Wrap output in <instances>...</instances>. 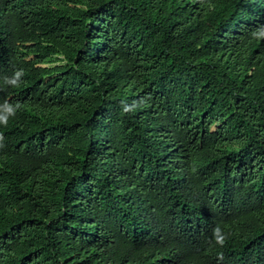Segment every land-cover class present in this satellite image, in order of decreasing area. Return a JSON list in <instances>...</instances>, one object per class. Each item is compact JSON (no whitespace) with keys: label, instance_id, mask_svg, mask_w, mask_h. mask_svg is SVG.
<instances>
[{"label":"trees","instance_id":"1","mask_svg":"<svg viewBox=\"0 0 264 264\" xmlns=\"http://www.w3.org/2000/svg\"><path fill=\"white\" fill-rule=\"evenodd\" d=\"M0 264H264V0H0Z\"/></svg>","mask_w":264,"mask_h":264},{"label":"clouds","instance_id":"2","mask_svg":"<svg viewBox=\"0 0 264 264\" xmlns=\"http://www.w3.org/2000/svg\"><path fill=\"white\" fill-rule=\"evenodd\" d=\"M17 75H19V73H17ZM7 111L10 112V111H11V108L9 107V108L7 109ZM2 122H6V120H5V121H2Z\"/></svg>","mask_w":264,"mask_h":264}]
</instances>
